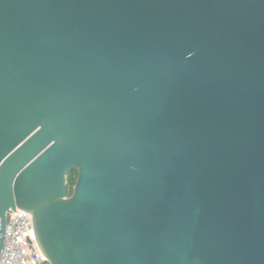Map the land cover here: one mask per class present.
I'll return each instance as SVG.
<instances>
[{"label": "water", "instance_id": "95a60500", "mask_svg": "<svg viewBox=\"0 0 264 264\" xmlns=\"http://www.w3.org/2000/svg\"><path fill=\"white\" fill-rule=\"evenodd\" d=\"M17 209L47 264H264V0H0V257Z\"/></svg>", "mask_w": 264, "mask_h": 264}, {"label": "built area", "instance_id": "2783aa9c", "mask_svg": "<svg viewBox=\"0 0 264 264\" xmlns=\"http://www.w3.org/2000/svg\"><path fill=\"white\" fill-rule=\"evenodd\" d=\"M8 216L0 264H45L46 258L38 247L32 219L16 210Z\"/></svg>", "mask_w": 264, "mask_h": 264}, {"label": "trees", "instance_id": "16d2710c", "mask_svg": "<svg viewBox=\"0 0 264 264\" xmlns=\"http://www.w3.org/2000/svg\"><path fill=\"white\" fill-rule=\"evenodd\" d=\"M78 177V172L76 170H72L70 174L67 177V182H68V189H69V194H72V189L76 183Z\"/></svg>", "mask_w": 264, "mask_h": 264}, {"label": "rangeland", "instance_id": "374dc122", "mask_svg": "<svg viewBox=\"0 0 264 264\" xmlns=\"http://www.w3.org/2000/svg\"><path fill=\"white\" fill-rule=\"evenodd\" d=\"M69 174H70V173H69ZM69 174H68V175H69ZM45 264H47V263H45Z\"/></svg>", "mask_w": 264, "mask_h": 264}]
</instances>
